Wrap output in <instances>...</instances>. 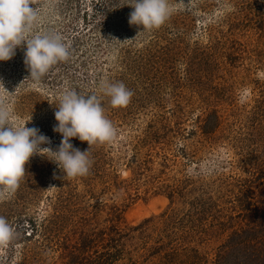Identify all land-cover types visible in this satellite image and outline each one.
<instances>
[{
  "label": "rangeland",
  "instance_id": "obj_1",
  "mask_svg": "<svg viewBox=\"0 0 264 264\" xmlns=\"http://www.w3.org/2000/svg\"><path fill=\"white\" fill-rule=\"evenodd\" d=\"M169 3L171 17L150 31L129 24L128 0L30 5L38 19L25 38L57 33L70 55L40 80L26 43L0 61L10 123L38 128L50 140L41 147L57 150L55 112L75 90L100 99L116 135L90 148L83 177L30 158L18 189L0 192L15 233L0 264H60L83 238L88 255L102 241L121 250L107 264H264V0ZM102 81L123 82L131 102L113 108ZM148 123L158 139L138 142Z\"/></svg>",
  "mask_w": 264,
  "mask_h": 264
},
{
  "label": "clouds",
  "instance_id": "obj_2",
  "mask_svg": "<svg viewBox=\"0 0 264 264\" xmlns=\"http://www.w3.org/2000/svg\"><path fill=\"white\" fill-rule=\"evenodd\" d=\"M34 0H0V61L10 60L15 50L26 43L25 64L33 80H40L58 62L67 61L69 46L57 33H45L26 39L38 19L31 7ZM134 10L129 24L142 26L143 30L159 29L173 14L169 0H128ZM139 34V33H138ZM104 95L110 97L113 108L126 107L134 93L123 82H101ZM105 109L95 94H80L75 90L65 92L61 98L55 119L54 131L62 135L57 150L42 148L50 143L47 136L36 127L15 126L10 123L11 113L0 101V192L14 193L25 176V164L33 155L46 156L63 171L68 179L88 175L92 165L89 158L93 145L111 142L116 130L105 116ZM71 138L87 142L89 148L81 151L71 143ZM14 229L4 217H0V247L14 238Z\"/></svg>",
  "mask_w": 264,
  "mask_h": 264
},
{
  "label": "trees",
  "instance_id": "obj_3",
  "mask_svg": "<svg viewBox=\"0 0 264 264\" xmlns=\"http://www.w3.org/2000/svg\"><path fill=\"white\" fill-rule=\"evenodd\" d=\"M198 122H200V119H198ZM190 130L193 131V129H190ZM150 131L152 132L151 134H150ZM153 131H155L153 123H148L145 131L142 132L143 136L139 137L138 142L148 143L149 141H155V139H158V137H156L157 136L156 133H158V131H155V132ZM249 201L250 200H248V202ZM116 214L117 215H115V217L113 216L112 222L110 221L112 223L110 225V229H113L115 230L116 233H119L120 229L115 225V223H117L116 220L121 219V217L119 213L116 212ZM33 229H36L34 225H32V228L30 231L32 232ZM103 235H106V233L104 232ZM101 239L102 238H99V241H101ZM90 244H91V241L88 242L87 239L83 238L80 243H78L74 247L69 248L67 251H64V256L67 258V260L65 262H61L60 264H107L109 260L111 261V259L116 257L117 254L121 251L120 249H117L116 251L108 249L107 244L104 241H102V243H100L101 249H94L89 255L88 253H85V252L83 253V250L85 251L88 250V248L91 246Z\"/></svg>",
  "mask_w": 264,
  "mask_h": 264
}]
</instances>
